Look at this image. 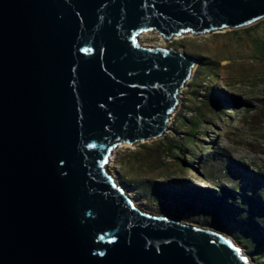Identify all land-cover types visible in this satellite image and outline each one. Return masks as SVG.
<instances>
[{
	"label": "water",
	"instance_id": "water-1",
	"mask_svg": "<svg viewBox=\"0 0 264 264\" xmlns=\"http://www.w3.org/2000/svg\"><path fill=\"white\" fill-rule=\"evenodd\" d=\"M264 19V0H0V264H254L144 212L108 173L161 138L198 61L147 47Z\"/></svg>",
	"mask_w": 264,
	"mask_h": 264
},
{
	"label": "rangeland",
	"instance_id": "rangeland-1",
	"mask_svg": "<svg viewBox=\"0 0 264 264\" xmlns=\"http://www.w3.org/2000/svg\"><path fill=\"white\" fill-rule=\"evenodd\" d=\"M144 43L181 49L199 63L165 134L118 147L110 174L144 212L220 231L213 225L212 207L222 188L240 199L264 189V19L240 29L181 35L168 43L148 35ZM240 199L231 197L229 206ZM260 204L264 208V201ZM226 219L222 226L231 231L224 232L254 264H264L259 252L264 221L241 242V224Z\"/></svg>",
	"mask_w": 264,
	"mask_h": 264
},
{
	"label": "trees",
	"instance_id": "trees-1",
	"mask_svg": "<svg viewBox=\"0 0 264 264\" xmlns=\"http://www.w3.org/2000/svg\"><path fill=\"white\" fill-rule=\"evenodd\" d=\"M230 104L232 106V102ZM257 187L259 188L260 186L258 185ZM219 192L216 200L218 204L212 207L213 225L223 231L230 232L231 230L222 226V223L227 220L226 217L229 218L231 216L236 222L241 224L239 238L241 242L252 237L259 230L260 223L264 221V208L260 204L264 201V189L262 193L257 189L245 192V196L242 199L231 195V192L226 188H222ZM231 197L240 200H235L229 206ZM238 203L240 204L238 205ZM259 252H261V261L264 262V246Z\"/></svg>",
	"mask_w": 264,
	"mask_h": 264
},
{
	"label": "bare ground",
	"instance_id": "bare-ground-1",
	"mask_svg": "<svg viewBox=\"0 0 264 264\" xmlns=\"http://www.w3.org/2000/svg\"><path fill=\"white\" fill-rule=\"evenodd\" d=\"M148 35H141L140 37H139V40H140V42H141V44L142 45H144V46H147V47H157V46H163L164 47V45H154V46H149V45H146L145 43H144V40H145V38L147 37ZM192 37V36H191ZM184 38V37H183ZM172 116H173V114H172ZM171 116V117H172ZM173 119L172 118H170V121H169V124L168 125H170L171 124V121H172ZM122 147V146H121ZM124 147H128V145H124ZM116 151V150H115ZM113 154V153H112ZM112 157H111V160H110V164L108 165V168H107V170H108V173H110V170H109V167L111 166V163H112V161H113V155H111ZM113 178H114V180L116 181V183H117V185L118 186H121L120 185V182L117 180L118 178H117V176H115V175H111ZM122 187V186H121ZM124 189V188H123ZM124 191H125V189H124ZM133 199V198H132ZM133 201H135V199H133ZM136 202V201H135ZM136 206H138L139 207V203H137L136 202Z\"/></svg>",
	"mask_w": 264,
	"mask_h": 264
},
{
	"label": "built area",
	"instance_id": "built-area-1",
	"mask_svg": "<svg viewBox=\"0 0 264 264\" xmlns=\"http://www.w3.org/2000/svg\"><path fill=\"white\" fill-rule=\"evenodd\" d=\"M182 94V93H181Z\"/></svg>",
	"mask_w": 264,
	"mask_h": 264
}]
</instances>
